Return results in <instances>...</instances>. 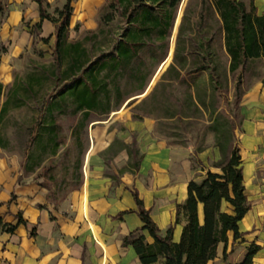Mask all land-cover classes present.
I'll use <instances>...</instances> for the list:
<instances>
[{"label": "crops", "instance_id": "0c3cea01", "mask_svg": "<svg viewBox=\"0 0 264 264\" xmlns=\"http://www.w3.org/2000/svg\"><path fill=\"white\" fill-rule=\"evenodd\" d=\"M47 2L61 8L66 0ZM104 4L105 0L73 2L70 40L79 39L72 37L77 31L97 33L96 17ZM181 5L185 2L167 39L144 36L141 44H127L125 54L103 61L101 76L94 77L103 86L97 109L61 116L63 130L62 122L69 121L70 139L56 156L69 143L82 154L61 183L49 187L36 181L48 160L34 166L36 150L14 152L8 148L9 137L5 148L0 145V221L16 227L12 233L0 229V264H141L133 247L123 244L143 226L134 189L161 234L174 226L173 241L179 242L187 218L182 210L178 215V206L187 201L189 184L201 182L209 172L221 173L214 164L222 160L209 130L208 73L178 44ZM255 6L258 15H264V0H255ZM38 23L40 37L50 39L51 48L55 26L41 20L35 0H0V114L9 95L23 93L20 87L40 67L53 63L52 50L40 56L47 46L42 42H37L38 57H29L32 29ZM197 66L199 72L190 73ZM236 95L239 124L232 115L233 93L230 99L227 93H218L216 114L226 115L235 125L251 209L240 222L242 239L235 241L229 233L228 242L218 246L208 264H240L253 244L260 247L253 264H264V76ZM26 108H10L4 120ZM204 121L199 143L189 142L191 138L176 143V129L185 132L194 122ZM63 192L65 196L59 197ZM147 240L153 243L151 237Z\"/></svg>", "mask_w": 264, "mask_h": 264}, {"label": "trees", "instance_id": "16d2710c", "mask_svg": "<svg viewBox=\"0 0 264 264\" xmlns=\"http://www.w3.org/2000/svg\"><path fill=\"white\" fill-rule=\"evenodd\" d=\"M74 1L66 0L63 7L51 12L47 0H35L41 20H49L55 26L51 47L53 63L40 67L38 73L20 87L23 93L9 95L0 114L2 125L10 108L37 107V117L29 129L26 145V150L34 149L39 153L34 166H39L44 158L55 157L65 142L66 135L59 123L61 116L76 115L84 109L95 110L100 106L103 86L94 77L101 76L103 61L118 58L121 52L125 54L127 44H141L144 36L167 39L182 2L106 0L100 23L109 28L119 19V26L88 32L82 39L70 40ZM193 1L189 0L184 10L178 44L183 45L193 62L197 65L200 62V70L208 73V104L212 109L208 114L212 122L209 130L215 134L216 146L222 155V160L214 164L221 173L209 172L201 182L189 184L188 199L183 206H178V215L182 210L187 218L179 242L173 241L174 226L165 236L161 234L138 191L132 190L143 226L126 236L123 244L133 247L141 264H208L216 257L218 246L228 242L229 233H233L235 241L242 239L240 222L251 209L240 148L235 144V125L226 115L216 114V111L218 93H227L231 76L245 69L250 61L264 59V15H258L255 0ZM40 31L41 24L33 26L34 43L49 45L50 39L41 38ZM100 34L105 37L102 42ZM221 49L224 55L220 54ZM39 54L44 56V52ZM198 72L197 66L190 73ZM44 89L47 92L43 95ZM5 140L0 132V145L4 148ZM34 154L31 153L32 159ZM133 166L138 168L139 162L134 161ZM19 219L20 224H26ZM0 229L12 233L16 227L0 221ZM148 236L153 243L148 242ZM259 251L258 245H251L240 264H253Z\"/></svg>", "mask_w": 264, "mask_h": 264}, {"label": "rangeland", "instance_id": "374dc122", "mask_svg": "<svg viewBox=\"0 0 264 264\" xmlns=\"http://www.w3.org/2000/svg\"><path fill=\"white\" fill-rule=\"evenodd\" d=\"M195 1V0H194ZM193 1V2H194ZM182 2H185L184 7L181 5V8L183 7V11L185 10L189 0H183ZM60 4H55L53 7H51L50 11L53 12L55 8L59 7ZM107 5V1L105 0L104 6H102L101 10L98 13V16L96 17V21L99 25V28L97 32H100V30L104 29L105 31L109 29H116L117 26H119V19L112 22L109 26L101 25L100 23V16L103 14L104 9ZM60 8V7H59ZM180 19V17H179ZM179 23V20H178ZM89 31L84 30L83 32H76L72 34L73 39L79 38L82 39ZM75 37V38H74ZM105 37L100 34L99 41H103ZM37 41V40H36ZM34 45H32V50L29 55V57H38V43L33 42ZM45 50L44 53H50L51 48L47 45L44 47ZM221 55H224L223 49L219 50ZM48 57V56H47ZM225 61V58H223ZM264 76V59L256 60V61H250L245 69L239 70L235 75L231 76L229 88L227 91L228 99H230V95L233 93V117L235 118V122L239 124L240 121V115L237 110V106H235L237 101V95L239 93H243L244 89H247V87L252 83L254 80H258L259 78H262ZM222 101V100H221ZM224 101H226L224 99ZM229 102L226 104H230ZM225 105V104H224ZM231 105V104H230ZM37 107L32 105L31 107H27L26 109L19 110L14 114H11L9 117H7L6 120H4L3 124L0 123V132L3 133L4 137H9L11 139L12 144L8 147L10 150L17 152L19 154H22L24 148H26L27 141L29 140V126H31V122L33 119L37 117ZM64 126H66L64 130V134L66 135V141L70 139V131L67 129V126L69 125V121H63L62 122ZM31 124V125H30ZM206 128L205 121L204 122H194L192 125V128H189L187 131H183L182 129H176V137L175 141L176 143H186L188 142V138H191L189 142H192L194 144L199 143V137L204 132V129ZM86 136V134H85ZM80 148L72 145L69 143L68 147H63L60 151V154L58 156L52 157L45 161L44 166L39 171L38 175L40 176V179L38 182L41 184H44L49 187H54L55 185L61 183L65 176L70 175V169L74 167V163L77 161L78 158L82 157V154L80 155ZM37 153V152H36ZM67 178V177H66ZM65 196V193H59V197ZM58 200V199H57Z\"/></svg>", "mask_w": 264, "mask_h": 264}]
</instances>
